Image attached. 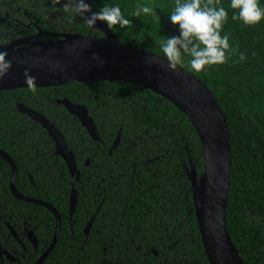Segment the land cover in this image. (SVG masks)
Here are the masks:
<instances>
[{"label": "trees", "instance_id": "1", "mask_svg": "<svg viewBox=\"0 0 264 264\" xmlns=\"http://www.w3.org/2000/svg\"><path fill=\"white\" fill-rule=\"evenodd\" d=\"M219 2L229 13L222 35L229 34L234 54L224 65L202 73L191 71L187 59L178 66L208 87L224 113L232 145L228 234L244 264H264V22L245 27L231 19L230 0ZM90 3L95 11L120 6L131 20L125 29H112L123 44L163 57L161 45L167 36L179 35L178 26L167 18L175 0ZM63 4L64 0H0V45L40 31L50 35L39 41L54 40L53 34L105 37L66 13ZM138 5L150 6L153 14L135 17ZM241 52L247 57L244 62L238 60ZM64 99L88 110L100 141L58 104ZM20 104L55 125L75 155L81 177L74 184L78 200L73 215L68 166L54 155L56 147L46 129L22 114ZM0 150L18 168L16 190L52 205L62 218L60 238L44 264H101L104 254L125 264L153 259L152 264H209L188 177L190 156L198 178L205 172L202 141L190 119L151 90L126 82H91L0 92ZM12 173V166L0 157V219L16 228L26 223L46 251L56 218L48 209L14 197ZM95 215L84 245L83 227Z\"/></svg>", "mask_w": 264, "mask_h": 264}, {"label": "water", "instance_id": "2", "mask_svg": "<svg viewBox=\"0 0 264 264\" xmlns=\"http://www.w3.org/2000/svg\"><path fill=\"white\" fill-rule=\"evenodd\" d=\"M92 10L95 11L93 7ZM95 28L102 31L105 37L53 34L54 40L34 42L50 35L40 31L34 37L0 45V51L7 53L6 59L11 61V68L0 78V92L74 83L126 82L147 88L165 98L190 119L202 141L205 172L198 178L190 156L188 177L192 183L194 210L208 263L244 264L227 230L232 145L226 118L215 96L196 76L179 66L170 68L164 57L123 44L104 23L97 22ZM58 104L63 105L80 121L94 141H100L96 125L84 106L75 105L67 99L58 101ZM18 108L22 114L46 129L55 143L57 154L66 162L72 176V215L78 200L74 184L80 179L74 153L69 150L60 130L45 116L23 104ZM120 137L116 139L111 152L119 144ZM0 157L12 166L10 187L14 197L44 207L56 218L52 244L35 263L44 264L60 238L62 218L52 205L20 194L15 188L18 176L15 162L1 150ZM94 219L89 223L87 231Z\"/></svg>", "mask_w": 264, "mask_h": 264}, {"label": "clouds", "instance_id": "3", "mask_svg": "<svg viewBox=\"0 0 264 264\" xmlns=\"http://www.w3.org/2000/svg\"><path fill=\"white\" fill-rule=\"evenodd\" d=\"M228 7L233 10L231 19L240 21L245 27L256 26L264 22V7L261 0H230ZM63 9L80 17L89 29H94L97 22L104 23L109 30L119 27L125 29L131 24L119 5H105L99 11H93L90 0H64ZM153 14L147 5H138L133 15ZM228 10L216 0L215 4L202 3L201 0H175V6L168 21L178 26L179 35L167 36L161 45V52L170 68L188 66L195 73H202L212 66L224 65L232 57L235 49L229 43L230 36L222 35L223 26L228 21ZM7 53L0 51V78L11 68ZM99 59L98 56H94ZM244 53L238 60L246 61Z\"/></svg>", "mask_w": 264, "mask_h": 264}, {"label": "flooded vegetation", "instance_id": "4", "mask_svg": "<svg viewBox=\"0 0 264 264\" xmlns=\"http://www.w3.org/2000/svg\"><path fill=\"white\" fill-rule=\"evenodd\" d=\"M32 37H34V36H32ZM29 38H31V37H29ZM22 39H28V38H22ZM19 40H21V39H19ZM39 40H34V42L35 41L36 42H48V41H39ZM16 41H18V40H16ZM16 41H13V42H16ZM13 42H11V43H13ZM54 155L59 156L57 154V150H56V153H54ZM86 166H89V163H86ZM31 181H33L32 178H31ZM94 217L96 219V215ZM95 219L93 221V224L95 222ZM90 222L91 221H89L83 227V235L86 238L84 241V245L86 244L87 238L90 235V232H91L92 227H93V224H92L91 228L87 231V227H88ZM70 225H71V229H72V234H74L73 223L70 222ZM12 228H13V231H12ZM32 233L34 235H32ZM14 234H15V236H14ZM78 239L76 238L77 241H78ZM46 251L44 249L43 243H41L40 239L37 237L35 232L33 230H30L27 227L26 223L23 224V227L16 228V226H13L11 223L5 221V219H3V220L0 219V264H30L32 260L36 259L38 261L46 253ZM154 256L158 257V253L155 251H154ZM100 262H101V264H125V263H122L121 261H114L112 258H107L106 254H104V257ZM153 262H155L154 259L151 261L146 260L141 264H144V263L145 264H147V263L152 264ZM58 264H61V263L58 262ZM70 264H73V261H70ZM75 264H77V263H75ZM128 264H130V263L128 262ZM133 264H137V263H133Z\"/></svg>", "mask_w": 264, "mask_h": 264}]
</instances>
